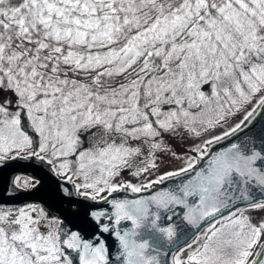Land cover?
Returning <instances> with one entry per match:
<instances>
[{
	"label": "snow or ice",
	"instance_id": "snow-or-ice-1",
	"mask_svg": "<svg viewBox=\"0 0 264 264\" xmlns=\"http://www.w3.org/2000/svg\"><path fill=\"white\" fill-rule=\"evenodd\" d=\"M258 114L264 0H0V169L30 161L27 167L64 177L93 201L187 177L148 200L113 201L116 223L134 225L116 233L124 264H264V221L235 207L248 200L264 209V198L250 194L252 184L264 192V147L243 139L210 147ZM99 132L111 139L85 147L86 134ZM189 135L205 138L178 170L140 186L116 182L142 154L128 141L154 156L167 150L169 136ZM149 167L154 160L133 175ZM33 180L17 175L13 184L28 189ZM153 205L182 206L199 233L163 251L175 228L158 224ZM62 223L44 207L0 202V264H108L102 243Z\"/></svg>",
	"mask_w": 264,
	"mask_h": 264
},
{
	"label": "water",
	"instance_id": "water-1",
	"mask_svg": "<svg viewBox=\"0 0 264 264\" xmlns=\"http://www.w3.org/2000/svg\"><path fill=\"white\" fill-rule=\"evenodd\" d=\"M240 139L252 142L257 149L264 147V114L256 115L247 127L233 137L226 138L224 141L210 147L213 152L223 150L233 141L239 142ZM31 163L30 161L11 162V166L6 165L0 169V202H4L5 206L8 207H19L28 204L44 207L50 216L63 221L60 225L61 228H67L71 232H79L85 240L96 246L102 243L107 249L108 264H124L116 233L119 232L123 235L125 231L134 228V225L128 220H121L119 224L116 223V209L113 206V201L148 200L158 190H174L179 186L181 180L187 179L186 176L174 177L141 193H133L130 189L121 190L111 194L107 193L105 196L93 201L80 196L75 186L66 181L65 178L55 176L47 169L35 171L32 167H27ZM197 166L199 167V163ZM17 175L34 177V181H38V183L31 189L17 188L13 184L14 177ZM65 190L67 194H65ZM250 194L254 199L264 198V192L256 184L251 185ZM189 202H191V198H189ZM249 203L248 200H240L235 207L240 210L248 209ZM152 210L153 212H159L160 220L158 224L160 226H173L175 228L173 240H162L163 244L169 245V247L163 249L165 252H174L191 235L198 234L200 231L184 219L186 209L180 205H171L166 209H156L153 205ZM85 213H88V215ZM93 213L99 215L94 217L91 215ZM169 216H171V219H168ZM103 226H106L109 231L102 232L101 228ZM204 226L202 224L201 228ZM140 231L143 232L144 230L141 229ZM155 238L159 239L158 234ZM71 255L75 257L76 253L72 252ZM170 259V255L161 257L162 261L170 262Z\"/></svg>",
	"mask_w": 264,
	"mask_h": 264
},
{
	"label": "rangeland",
	"instance_id": "rangeland-1",
	"mask_svg": "<svg viewBox=\"0 0 264 264\" xmlns=\"http://www.w3.org/2000/svg\"><path fill=\"white\" fill-rule=\"evenodd\" d=\"M92 131L95 132V129ZM204 138L205 137L197 138L191 135L186 138L169 136L166 140H164V146L167 150L159 151L158 158L160 159V163L157 164V167H149L147 172H141L139 175H133V173L145 168L153 160L156 162L158 158L155 159L154 156L148 155V146L142 145L140 141H128L127 146L132 148L140 147L142 154L140 156L130 158L129 165L120 171L121 176L116 178V182L134 183L136 186H140L142 183H147L149 180L158 178L167 171L178 170L179 167L184 165L186 160H188L191 156L196 155L191 151V149L194 145L201 144ZM86 139L88 146H90V144L96 143L103 144L106 140L111 138L108 137L106 133L99 132L96 135H91V133L86 134ZM116 139L117 143H119L120 140L118 138ZM104 194L105 193H101L99 198ZM242 212L244 215L251 217L254 223L257 221H264V209L253 210L248 208Z\"/></svg>",
	"mask_w": 264,
	"mask_h": 264
},
{
	"label": "trees",
	"instance_id": "trees-1",
	"mask_svg": "<svg viewBox=\"0 0 264 264\" xmlns=\"http://www.w3.org/2000/svg\"><path fill=\"white\" fill-rule=\"evenodd\" d=\"M165 140H166V139H165ZM84 146H85V147H89V146H88V143H87V139H85V145H84ZM158 156H159V151L155 152L154 158L157 159ZM155 163H156V164H159V163H160V159L158 158V159L156 160ZM120 176H121V174H120L118 177H120ZM132 184L135 185L134 183H132Z\"/></svg>",
	"mask_w": 264,
	"mask_h": 264
}]
</instances>
